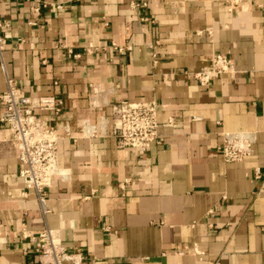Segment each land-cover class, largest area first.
Here are the masks:
<instances>
[{
    "label": "crops",
    "instance_id": "crops-1",
    "mask_svg": "<svg viewBox=\"0 0 264 264\" xmlns=\"http://www.w3.org/2000/svg\"><path fill=\"white\" fill-rule=\"evenodd\" d=\"M44 1L37 15L33 0H0L11 35L0 95L8 76L27 94L64 101L57 115L38 113L57 131L64 177L46 189L45 213L32 190L22 196L17 148L0 123V264H41L21 230L45 227L79 250L82 264H264L259 1L144 0L136 8L129 0ZM212 53L230 57L236 75L207 86L185 76ZM121 100L156 101L159 142L143 155L117 146L111 105ZM225 131H255L252 155L225 162L218 150Z\"/></svg>",
    "mask_w": 264,
    "mask_h": 264
},
{
    "label": "built area",
    "instance_id": "built-area-1",
    "mask_svg": "<svg viewBox=\"0 0 264 264\" xmlns=\"http://www.w3.org/2000/svg\"><path fill=\"white\" fill-rule=\"evenodd\" d=\"M33 10L38 15L48 3L44 0H33ZM242 0H231L238 4ZM258 6L264 8V0H258ZM132 8L147 6L144 0H129ZM52 7V6H51ZM56 8L62 7L60 4ZM141 17L142 21L147 20ZM29 24H35L30 21ZM9 23L0 21L3 34L0 35V69L6 73L3 51L9 38ZM209 33H211L209 31ZM118 50L130 49L112 43ZM92 45H88V51ZM154 61L156 54L153 53ZM238 70L234 61L223 53H212L209 63L194 71H184L188 78L196 80L201 86H207L212 80L222 74L234 77ZM4 110L0 115V123L11 131V141L17 148V159L20 164L18 177L25 186L21 192L27 196V190H32L42 211L47 212L45 205L46 189L52 184L55 176H61L58 166V135L55 127L38 113L42 111L59 114L64 108V101L53 95H32L21 89L17 82L6 76V90L0 95ZM111 131L117 138L119 148H131L138 155H143L153 143L159 142V123L157 120V104L154 100L129 101L121 100L111 105ZM68 132V128L65 127ZM255 131H225L222 133V143L218 147L225 162H239L252 155L256 141ZM255 177H260V171L255 169ZM127 183V180L126 182ZM21 236L28 239L38 254L41 264H62L70 261L72 264H82L83 255L79 250L70 251L63 247L56 231L45 227L39 232L31 233L22 229ZM186 249V247H184ZM195 254L202 258L203 252L195 249ZM183 254V250L175 251Z\"/></svg>",
    "mask_w": 264,
    "mask_h": 264
}]
</instances>
